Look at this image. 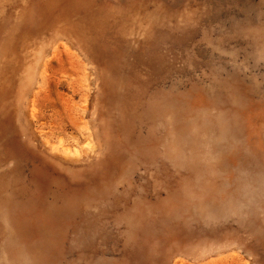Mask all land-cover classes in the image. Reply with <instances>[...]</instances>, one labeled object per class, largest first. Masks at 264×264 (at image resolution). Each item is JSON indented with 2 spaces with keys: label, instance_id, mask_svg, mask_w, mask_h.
<instances>
[{
  "label": "rangeland",
  "instance_id": "1",
  "mask_svg": "<svg viewBox=\"0 0 264 264\" xmlns=\"http://www.w3.org/2000/svg\"><path fill=\"white\" fill-rule=\"evenodd\" d=\"M0 264H264V0H0Z\"/></svg>",
  "mask_w": 264,
  "mask_h": 264
}]
</instances>
